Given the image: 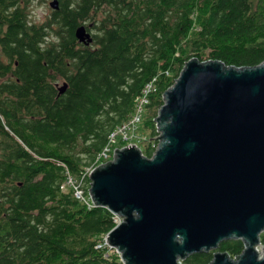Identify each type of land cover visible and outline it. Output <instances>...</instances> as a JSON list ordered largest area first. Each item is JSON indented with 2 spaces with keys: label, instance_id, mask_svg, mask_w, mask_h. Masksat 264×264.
I'll list each match as a JSON object with an SVG mask.
<instances>
[{
  "label": "trees",
  "instance_id": "16d2710c",
  "mask_svg": "<svg viewBox=\"0 0 264 264\" xmlns=\"http://www.w3.org/2000/svg\"><path fill=\"white\" fill-rule=\"evenodd\" d=\"M20 1L0 0L8 25H0V47L19 61L20 78L0 83V264H123L97 248L115 228L113 213L63 192L67 173L90 191L87 169L100 166L98 154L148 84L142 152L151 158L164 93L189 60L263 63L264 0H59L54 14L64 32L30 25L33 0ZM84 22L96 23L89 47L76 38ZM9 72L0 61V78ZM244 249L231 240L219 251L235 259ZM215 252L183 264H209Z\"/></svg>",
  "mask_w": 264,
  "mask_h": 264
},
{
  "label": "water",
  "instance_id": "95a60500",
  "mask_svg": "<svg viewBox=\"0 0 264 264\" xmlns=\"http://www.w3.org/2000/svg\"><path fill=\"white\" fill-rule=\"evenodd\" d=\"M76 38L94 41L84 25ZM155 122L151 158L135 145L117 149L90 175L95 206L123 219L107 238L121 261L179 264L216 251L209 264H264V62L189 60ZM231 240L245 245L235 259L219 251Z\"/></svg>",
  "mask_w": 264,
  "mask_h": 264
},
{
  "label": "built area",
  "instance_id": "2783aa9c",
  "mask_svg": "<svg viewBox=\"0 0 264 264\" xmlns=\"http://www.w3.org/2000/svg\"><path fill=\"white\" fill-rule=\"evenodd\" d=\"M152 91L153 84H148L144 88L141 95L135 101V111L133 115L127 122L119 125L110 134L108 143L97 156L95 163L96 166L104 165L105 163L113 160L117 149L119 150L132 145L141 149L136 143V140H139L142 143H145L148 140L146 135H138L137 133L139 131L140 124L143 122L145 108L150 102V95ZM93 168L87 169L86 174L88 177H90V174L93 172ZM61 190L63 192H72L74 198L89 209L96 207L89 195V190L86 191V185L83 178L74 177L68 172L65 182L61 185ZM122 220L123 219L119 215L113 214V223L115 227L119 226ZM97 248H109L118 254V252L108 244L107 235L103 237ZM179 264H183V261H179Z\"/></svg>",
  "mask_w": 264,
  "mask_h": 264
},
{
  "label": "flooded vegetation",
  "instance_id": "af4514ba",
  "mask_svg": "<svg viewBox=\"0 0 264 264\" xmlns=\"http://www.w3.org/2000/svg\"><path fill=\"white\" fill-rule=\"evenodd\" d=\"M31 3V2H30ZM29 3V4H30ZM20 4L22 7H24V1H20ZM29 4H27V7H29ZM50 4V3H49ZM50 6V5H49ZM9 10H11V7L9 8ZM59 11V10H58ZM55 12L57 11H52L48 18L45 19L46 21L41 23V24H37L36 22H30L29 19H30V14L28 15V22L30 25H37V26H43L44 27V31L45 32H64L65 30L63 29V25L60 23L57 22V20L55 19ZM51 22V25L50 27H46V24L48 22ZM2 24V28H3V31L4 32H7L8 30V25L6 24V21L4 19H0V25ZM86 26L88 32L92 33L94 32L95 30V25L94 24H89L87 25V22H84V24H82L81 26ZM80 27V26H79ZM67 30V29H66ZM77 30V29H76ZM92 36H93V33H92ZM53 41V38L49 37L46 42H52ZM0 61L2 64H4L5 66L7 67H10V72L7 74V76L5 77H1L0 78V83H5V82H10V81H13V80H16L17 82L20 80L19 77H17V68L19 66V61L16 60L15 58L14 59H11L8 54L4 53V50L0 47Z\"/></svg>",
  "mask_w": 264,
  "mask_h": 264
},
{
  "label": "rangeland",
  "instance_id": "374dc122",
  "mask_svg": "<svg viewBox=\"0 0 264 264\" xmlns=\"http://www.w3.org/2000/svg\"><path fill=\"white\" fill-rule=\"evenodd\" d=\"M51 0H33L27 9V12L30 14V22H36L37 24H41L45 22L49 16V14L53 11L52 8L49 6ZM89 24H96L95 22H87V25ZM96 32V30H94ZM93 32V33H94ZM55 41V39H53ZM143 122L139 126L138 135L144 134L148 135V131H146L142 128ZM136 143L139 145V147L143 148V143L139 140H136ZM264 237V233L261 235V239ZM263 247H260V252H262Z\"/></svg>",
  "mask_w": 264,
  "mask_h": 264
},
{
  "label": "bare ground",
  "instance_id": "6f19581e",
  "mask_svg": "<svg viewBox=\"0 0 264 264\" xmlns=\"http://www.w3.org/2000/svg\"><path fill=\"white\" fill-rule=\"evenodd\" d=\"M126 148V147H125ZM122 149H124V148H122ZM119 150H121V149H119ZM142 150V149H141ZM114 159V158H113ZM113 161V160H112ZM96 168H93V171L95 170ZM91 175V174H90ZM89 195H90V191H89ZM91 199H92V197H91ZM93 201V200H92ZM122 222H123V220H122ZM121 222V223H122ZM117 227V226H116ZM107 238H108V235H107ZM116 250V249H115ZM117 251V250H116ZM118 255L120 256V254L118 253ZM121 257V256H120Z\"/></svg>",
  "mask_w": 264,
  "mask_h": 264
}]
</instances>
